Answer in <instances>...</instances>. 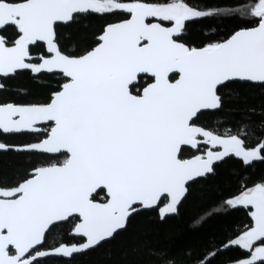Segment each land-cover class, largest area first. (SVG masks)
<instances>
[{
  "label": "snow or ice",
  "instance_id": "6c2138e0",
  "mask_svg": "<svg viewBox=\"0 0 264 264\" xmlns=\"http://www.w3.org/2000/svg\"><path fill=\"white\" fill-rule=\"evenodd\" d=\"M0 264H264V0H0Z\"/></svg>",
  "mask_w": 264,
  "mask_h": 264
},
{
  "label": "trees",
  "instance_id": "16d2710c",
  "mask_svg": "<svg viewBox=\"0 0 264 264\" xmlns=\"http://www.w3.org/2000/svg\"><path fill=\"white\" fill-rule=\"evenodd\" d=\"M201 211H202V208L200 207L199 202L194 203L189 208L188 213L185 216V219L183 222V227H184L185 231H191V229L193 228V222Z\"/></svg>",
  "mask_w": 264,
  "mask_h": 264
}]
</instances>
